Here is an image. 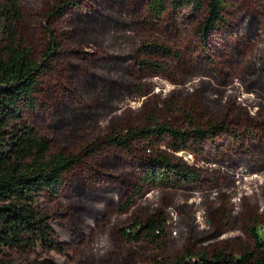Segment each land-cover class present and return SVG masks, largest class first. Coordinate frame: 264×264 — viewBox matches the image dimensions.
<instances>
[{
  "label": "rangeland",
  "instance_id": "1",
  "mask_svg": "<svg viewBox=\"0 0 264 264\" xmlns=\"http://www.w3.org/2000/svg\"><path fill=\"white\" fill-rule=\"evenodd\" d=\"M18 1L22 36L39 57L46 14L68 0ZM75 1L51 23L62 45L58 69L44 80L43 105L25 115L53 151L103 149L72 168L58 193L40 196L63 251H27L16 264H159L186 249H255L257 237L264 241V0H230L228 23L206 41L198 30L207 3L157 16L148 0ZM156 122L192 136L198 125L226 130L181 142L180 151L166 136L151 148L135 143L134 154L106 143L113 131ZM157 151L193 166L199 179L144 183L136 195ZM156 214L165 233L134 238L140 227L131 225Z\"/></svg>",
  "mask_w": 264,
  "mask_h": 264
},
{
  "label": "trees",
  "instance_id": "2",
  "mask_svg": "<svg viewBox=\"0 0 264 264\" xmlns=\"http://www.w3.org/2000/svg\"><path fill=\"white\" fill-rule=\"evenodd\" d=\"M75 3L68 0L46 14L47 43L42 54L36 57L22 36L23 13L19 1L0 0V264H16L15 256L27 251H63L49 215L39 207L40 196L46 192L58 193L72 168L82 165L86 156L103 149V142H98L78 154L53 151L52 140L25 115L27 110L43 105L44 80L58 69L62 45L51 23ZM148 3L157 16L173 15L183 7L200 11L207 3V15L198 30L203 41L210 32L228 23L226 13L230 0H148ZM195 130L192 136L190 130L156 122L155 126L113 131L105 140L134 154L139 142L151 148L156 140L166 136L171 137L170 147L180 151L185 148L181 142L194 140L195 136L214 139L226 126L212 124L204 129L198 125ZM199 177L193 166L174 161L166 152H153L135 194L142 193L144 183L169 186L172 182H193ZM131 226L133 230L140 227L134 238L154 241L165 233L167 223L162 214H156ZM159 264H264V241L257 237L256 248L245 249L239 255L186 249L170 262L163 259Z\"/></svg>",
  "mask_w": 264,
  "mask_h": 264
}]
</instances>
